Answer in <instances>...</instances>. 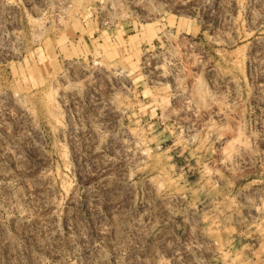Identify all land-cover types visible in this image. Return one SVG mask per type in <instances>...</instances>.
Here are the masks:
<instances>
[{"label":"rangeland","instance_id":"374dc122","mask_svg":"<svg viewBox=\"0 0 264 264\" xmlns=\"http://www.w3.org/2000/svg\"><path fill=\"white\" fill-rule=\"evenodd\" d=\"M0 264H264V0H0Z\"/></svg>","mask_w":264,"mask_h":264}]
</instances>
